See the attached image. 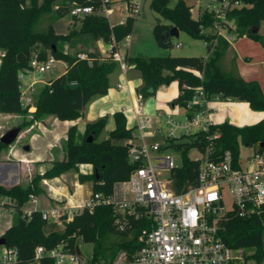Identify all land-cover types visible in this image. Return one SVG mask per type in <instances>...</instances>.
<instances>
[{"label":"trees","instance_id":"16d2710c","mask_svg":"<svg viewBox=\"0 0 264 264\" xmlns=\"http://www.w3.org/2000/svg\"><path fill=\"white\" fill-rule=\"evenodd\" d=\"M128 6L132 0H121ZM172 0H152L150 9L158 15L153 28V35L159 47L169 48L171 40L164 44L161 35L172 27L185 32L193 39H203L207 57H129L126 62L141 75L142 85L138 93L144 99L155 97L161 87H168L176 82L179 94L169 105L185 109L187 115L199 110L201 105L188 109V106L198 90H202L205 100L220 98L225 101L247 103L255 112H264V90L255 81H245L239 74L237 57L231 44L213 32L215 21L214 11L205 10L197 20L191 15V7L183 0H178L174 7ZM224 0H215L220 4ZM238 2L239 7L227 9L226 17L234 25L231 32L233 38L246 37L264 47V33H253L252 28L264 23V0H228ZM111 4V2H110ZM101 0H0V51L3 57L0 63V113L8 116L28 115V109L20 103L21 83L19 73L29 67L33 58L46 61L52 56L57 61L66 63L65 72L57 79L37 89L34 96V111L29 122H23L18 128L23 131L34 121L48 117L59 121H76L82 117L86 105L100 91L108 89L109 75L117 67L110 57H102L96 45L102 42L109 45L113 41L120 44L132 35L136 17L127 15L123 24L111 26L108 19L101 14H92L84 18L72 17L73 28L68 35L57 34L52 25L44 32L34 31V25L44 13L52 12L57 18L70 14L74 6L100 8ZM76 23H80L79 30ZM83 38L71 41L74 37ZM77 42L83 49L75 53ZM69 44L68 47L66 45ZM79 54H85L86 59L80 60ZM76 86L71 89L70 86ZM115 128L108 138L99 141V135L104 131L107 117L98 118L85 127L84 139L80 145L75 143L76 127L67 131L63 144L64 156L54 160L43 174L33 176L27 184H19L11 188L0 185V203L9 200L2 206L17 213L11 227L4 233L6 247L18 250L19 264H54L47 257L35 258V251L42 247L51 251L64 245L71 251L80 244H94L93 259L104 258L106 249H121L128 246L127 234L118 230L115 225L116 214L111 208L97 207L93 213L83 212L76 215L72 222L58 227L41 218L38 211L24 213L23 206L43 192L41 183L45 180L60 178L62 175L74 172L80 185L89 182L93 193L109 194L116 183L125 182L131 173L139 168L138 164L129 159V142L134 139L135 128H128L122 112L113 114ZM219 133V138L210 137ZM93 134V142L86 139ZM264 119L256 124L237 127L229 122L213 125L207 133L183 137L177 141L168 142L166 149L180 155L181 164L171 171L175 181L174 190L179 193L184 188L197 185L200 162L190 160L188 153L192 149L202 154L211 147L214 157L219 158L225 151H230L234 163L239 162L240 146L255 147L264 154ZM8 148L0 143V151ZM80 165H91L89 175L79 174ZM138 228V227H135ZM264 217L241 219L231 217L223 224L222 240L232 249H241L246 259L260 261L263 259ZM118 235L122 239L110 243V237ZM109 254V253H108Z\"/></svg>","mask_w":264,"mask_h":264},{"label":"built area","instance_id":"2783aa9c","mask_svg":"<svg viewBox=\"0 0 264 264\" xmlns=\"http://www.w3.org/2000/svg\"><path fill=\"white\" fill-rule=\"evenodd\" d=\"M101 3L98 9L74 6L70 15L84 18L97 13L108 19L112 13L110 0H101ZM239 6L238 2L224 0L211 10L215 13L214 34L230 43L234 25L228 21L225 11ZM126 8L128 15L137 16V1L132 0ZM123 22L120 21V24ZM108 47L109 50L100 49L101 56H111L125 75L129 66L125 55L119 52V44L113 41ZM3 54L0 55V63ZM78 58L83 60L87 57L79 54ZM54 62L52 56L43 62L33 58L29 67L19 73L23 108H34L37 82H29L30 76L46 73ZM117 87L122 88L120 85ZM206 103L203 91L198 90L188 109L196 105L201 107L191 115L182 109L185 114L182 118L177 117L180 108L170 105L157 109L155 115H147L145 99L137 92L130 112L138 135L129 142L132 146L129 159L139 168L131 173L127 181L116 183L109 194L91 192L80 203L58 201L53 207L40 212L42 220L62 228L64 223L72 222L76 215L85 211L91 214L97 207L111 208L116 214L118 230L127 234L128 246L118 249L108 262L104 258L94 260L93 255L84 258L81 252H76L77 249L80 251L79 246L73 252L64 245L51 251L38 247L34 260L47 257L54 264H250L253 259H246L250 256L246 254L253 253L228 247L221 235L223 224L231 217H264V154L255 151L242 168L239 162L237 165L234 163L230 151H225L216 159L209 146L202 159L198 160L197 185L184 188L179 193L174 190L171 171L178 166L171 155L165 154L170 150L166 146L170 141L209 131L213 125ZM149 126L154 127L151 137L161 136L162 141L146 142L144 130ZM219 136L217 132L210 139ZM136 140H139L138 145L133 143ZM83 166L80 165L81 170ZM225 193L231 200L229 209L224 205ZM30 200L34 203V197ZM3 204L1 202L0 206ZM0 248V264H19L16 248ZM256 264H264V255Z\"/></svg>","mask_w":264,"mask_h":264},{"label":"crops","instance_id":"0c3cea01","mask_svg":"<svg viewBox=\"0 0 264 264\" xmlns=\"http://www.w3.org/2000/svg\"><path fill=\"white\" fill-rule=\"evenodd\" d=\"M209 1L214 3L213 7L218 6L215 0ZM186 5L191 7V15L194 20H197L204 12L200 11V13L194 17V5L190 6L187 3ZM213 7L210 10H206L211 11ZM125 18L120 19L118 24H120V21ZM263 25L264 23L259 30L260 33H264V30H262ZM180 34L181 32L179 31V36ZM231 47L237 57L236 65L240 76L245 81L257 82L264 90V47L246 37L240 38L237 41H234L233 38ZM98 49L102 48L98 46ZM126 54L129 57H143V55L134 56L131 53L129 46H126V52L124 55ZM158 55L161 57L166 56L162 55L161 52L158 53ZM118 85L122 86V88H118ZM141 85V75L134 68L129 67L125 75L119 68L117 70L114 69L109 75L108 89L104 96L101 94V96L94 97L86 105L87 110H83L81 118L76 121H59L52 117H48L34 123L28 129L23 130L20 137L30 134L28 139L29 144L27 143L26 145L29 147V151L24 150L26 146L22 148L23 151H19L20 149L18 148L12 149L10 152V155L13 158L11 161L12 163L4 162V158L3 160H0V185L5 188H11L21 183L27 184L31 179L24 180L21 178L20 182L19 173H21L22 169L28 170L30 168H37L38 174H43L50 168L51 163L54 160L62 159L64 156L63 144L66 141L67 131L72 126L76 127L75 143L80 145L84 139L86 125L96 121L98 118L106 116L107 123L104 132L105 138H108L109 133L115 128L113 114L115 112H122L126 118L128 128L134 127L137 132L136 122L130 110L133 107L135 94L138 92ZM178 94L179 91L176 82L168 87H161L155 97L145 99V113L147 115H155L157 109L166 106L168 107V105L177 98ZM206 110L208 111L212 125H220L224 122H229L234 126L243 127L256 124L264 119V112L252 111L247 103L230 100L225 101L221 100L219 97L208 101L206 103ZM184 114L185 111L180 109L177 113V117H182ZM153 131V126L145 128L144 132L147 136L146 142L156 140L157 137H151ZM38 139H41L44 144L43 151H41L42 153H38L39 148H36L34 151L35 153L33 152V145L36 144ZM134 142H137V140L133 141V143ZM138 144L139 142H137V145ZM79 171L82 175H89L92 172V167L91 165H84L81 170L79 166ZM81 171H83L84 174ZM69 173L62 175L60 178L45 180L41 183V188L43 190L42 194L51 201L48 207L41 205L36 197H34V203L30 200L31 204L22 209L24 213L30 214L34 211H44L53 207L58 201L66 202L67 200H70L73 203H80L86 199L92 192V184L90 183V187L85 189L84 185L78 183L77 174H74L76 180L73 182V186L68 182L62 183L61 180H64ZM69 187L73 189L71 192ZM2 202L9 203V200H2ZM12 224L13 223L10 221L5 227L0 225V237L4 235Z\"/></svg>","mask_w":264,"mask_h":264},{"label":"rangeland","instance_id":"374dc122","mask_svg":"<svg viewBox=\"0 0 264 264\" xmlns=\"http://www.w3.org/2000/svg\"><path fill=\"white\" fill-rule=\"evenodd\" d=\"M26 3L28 2V0H25ZM112 1V3L110 4V9L112 10L111 14L108 17V21L110 23V25H116L118 24L119 20L122 18H125L128 13H127V8L125 5L124 1L121 0H110V2ZM137 1L138 4V14L136 16L137 19V23L134 27V30L132 32V36L127 38L126 40H124L123 42H121L119 44V52L121 54H125L126 52V46H129V49L131 51V53L136 56V55H143V57H161L158 55V53L161 52L162 55H166V56H171V57H207V49H206V45L203 41V39H193L191 38L188 34H186L185 32H181L180 36L178 38H171V44L172 46L169 48H163V47H159L155 41L154 35H153V28L156 24V18H159L160 21H162V19L156 15L151 9H150V3L152 0H135ZM178 0H172L169 4V6L172 8L175 6V4L177 3ZM188 5L193 7V16H197L200 11H205L206 9L210 10L214 3L210 2L209 0H184ZM54 10V8H53ZM52 10V12L49 13H44L39 20L37 21V23L34 25V31L36 32H44L47 30V28L52 25L54 31L57 34H61V35H68L70 34L72 28H73V21H72V16L70 14L61 17V18H57L56 14L54 13V11ZM163 23V21H162ZM76 29L79 30L80 27V23H76ZM262 30H264V25L262 27ZM83 38V35H78L77 37H74L71 41L73 40H77V38ZM238 39L234 38V41H237ZM97 47L99 46L100 48L104 49V50H109L108 45L103 44L102 42L96 43ZM69 44L66 45V47H68ZM83 49V46H81V43L77 42V44L75 45V48H73V50H71L70 48H65V51L69 52V53H75L77 50H81ZM100 51V49H99ZM3 53V51H0V55ZM67 65L65 62L63 61H57L55 60V62L52 64L51 68L49 71H47L46 73L39 75V74H32L29 78V82L32 81H36V89H40L43 85L47 84L48 81L50 80H54L57 79L58 77H60L66 70ZM119 68V67H118ZM117 67L115 68L116 70L118 69ZM101 96V95H99ZM104 96V95H102ZM87 110V107L84 109ZM34 111V108L32 109H28V115L24 116V115H12V116H8V115H3L0 113V138L9 130L13 129V128H17L19 125H21L23 122H29L31 120V115ZM182 118V117H181ZM180 118V119H181ZM39 122V121H34L31 125H33L34 123ZM31 125H29L27 128L28 129ZM23 128V130H25ZM105 131V130H104ZM102 132L99 137L98 140L102 141L105 138V132ZM21 133H23V131L20 132L18 138L16 139V141L10 145L8 148L3 149L2 151H0V160H3L4 158V162H9L12 163L11 161L13 160L12 156L10 155V152L12 149H20L19 151H23L22 148L24 146L27 145V143L29 144V137L30 134L28 135H24L21 136ZM138 133L135 131L134 132V136H137ZM157 141H162V137L159 136L156 138ZM137 142H139V140H137ZM137 142H134V144L136 145ZM149 142V141H148ZM43 147L44 144L42 142V140L38 139L36 144L33 145V152L36 150V148L38 149V153H42L41 151H43ZM40 151V152H39ZM256 151L255 147H247V146H240V152H239V164L241 165L242 168H245L246 163H247V159L249 157H251L253 155V153ZM35 153V152H34ZM37 153V152H36ZM165 154H169L173 157L175 164L177 166H180L181 161H180V155L173 151V150H169L167 153ZM203 157L202 153L197 150V149H192L189 153H188V158L190 160H201ZM37 168H30L28 170H23L21 171V173H19V179L21 182V178L24 180H29L31 179L33 176L37 175ZM79 174L80 171H78ZM74 172H71L69 174H67L68 176L64 178V180L62 179L61 182L62 183H69L71 186H73V182L76 180V178L74 177ZM68 185V184H67ZM85 189H88L90 187V183L86 182L85 184H83ZM69 190L71 192V187H69ZM224 205L226 207V209L230 208V204H231V200L228 196L227 193H225L224 195ZM77 198V197H76ZM37 201L43 205V206H49L51 201L44 195V194H39L38 196H36ZM31 204L30 200L27 202V204H25L23 206L24 207H28ZM22 208V209H23ZM17 217V213L11 209L5 208L3 206H0V225H2L3 227L7 226L8 223L11 221L12 223L14 222V220ZM3 237V236H2ZM122 238L119 237L118 235H113L110 237V243H115L118 242L119 240H121ZM262 241H263V245H264V233L262 236ZM80 248V252L81 255L84 258H90L93 254V250H94V244L89 243V244H80L79 245ZM2 248H0L1 251ZM105 257L104 260L106 262H108V260L112 259L113 256L115 255V253L117 252V248H113L111 249H106L105 251ZM109 253V254H108ZM250 264H256L255 260H252L249 262Z\"/></svg>","mask_w":264,"mask_h":264},{"label":"water","instance_id":"95a60500","mask_svg":"<svg viewBox=\"0 0 264 264\" xmlns=\"http://www.w3.org/2000/svg\"><path fill=\"white\" fill-rule=\"evenodd\" d=\"M253 33H258L259 32V27H255L252 28L251 30ZM179 36V30L176 27H172L170 28L168 31H165L162 35H161V41L164 44H167L171 38H178ZM76 86L71 85L70 88L74 89ZM106 93V90L103 89L100 91V94L104 95ZM21 132L20 128H13L9 131H7L1 138H0V143L4 146L9 147L10 145H12L16 139L18 138L19 134ZM95 136L93 134H91L90 136H88V138L86 139V142L91 143L93 142ZM128 147L131 149L132 146L128 145ZM264 147V144H261V148ZM25 151H29V147L26 146L24 148ZM6 245V240L3 237H0V247L5 246ZM77 254L80 253L79 249L76 250ZM264 255V254H263Z\"/></svg>","mask_w":264,"mask_h":264}]
</instances>
